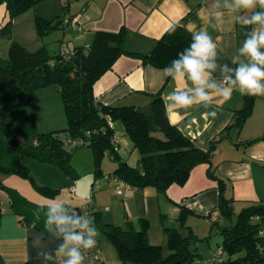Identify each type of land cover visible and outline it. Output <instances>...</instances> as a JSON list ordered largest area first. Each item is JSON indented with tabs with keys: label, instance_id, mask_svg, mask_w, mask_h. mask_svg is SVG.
Instances as JSON below:
<instances>
[{
	"label": "crops",
	"instance_id": "obj_1",
	"mask_svg": "<svg viewBox=\"0 0 264 264\" xmlns=\"http://www.w3.org/2000/svg\"><path fill=\"white\" fill-rule=\"evenodd\" d=\"M66 4L67 16L73 23H66L65 29L70 31L72 39L76 41L73 47L87 46L96 30L115 32L122 28L126 48L132 52L147 53L162 33L172 23L178 22L192 33L207 32L216 44L214 63L217 69H222L224 65L235 69L239 63L250 62L239 53V49L246 39V32L259 31L260 25H246L244 20L250 18L253 12L264 11L259 5L249 10L238 9L235 0H69ZM49 12L46 10L34 15L51 19ZM17 18L12 19L13 29ZM9 20L5 3H1L0 29ZM16 40L30 48L44 45L39 38L33 44L18 38ZM164 68L122 54L93 84V94L103 104L145 107L152 95L159 93L171 124L199 149L207 150L214 144L211 166L225 181L226 194L233 197V209L236 205L240 209L249 203L264 200V139L261 138L264 137V95H256L251 113L237 127L231 124L236 111L244 104L245 95L233 90L230 97L225 98L210 90L211 103L205 105L195 100L191 106L181 107L169 93L176 91L194 95L192 89L195 86L187 75L173 79L162 71ZM206 71L210 73L208 83L231 87L225 84L223 76L215 75L208 69ZM39 90L58 92L54 85ZM250 140L253 141L247 143ZM118 152L124 159L121 142ZM132 153L137 154L134 149ZM87 154L93 162L92 152L90 155L87 151ZM135 157L134 163L138 155ZM14 161L8 165L21 164L28 170L32 180L15 172L0 174V264L64 262L66 257L56 252L63 243V237L56 235L55 225L45 226L48 206L67 204L79 207L87 204L91 209L90 220L101 232L100 221L119 225L124 230L129 227V223L138 229L139 219L146 218L150 223V216L154 215L161 234L158 235V229L153 232L150 223L147 239L151 244L150 238L155 236L161 243L166 241L163 227L179 229L176 223L181 207L191 212L186 219L192 218L188 226L195 235L201 233L202 226L208 225V219L219 224L225 223L217 208V182L206 173L208 163L194 166L183 185L171 184L164 193H160L149 186L126 185L112 176L115 165L112 169L107 166L102 168V178L111 179V183H105L95 178L93 163L89 165L87 177L83 179L77 164L72 161V174L25 154H15ZM127 161L134 164L129 159ZM11 194L19 198L16 209L11 205ZM168 221L174 226H168ZM96 239L102 264H133L121 261L117 253L108 247L105 238L98 236ZM45 254H52L54 258L46 260Z\"/></svg>",
	"mask_w": 264,
	"mask_h": 264
},
{
	"label": "trees",
	"instance_id": "obj_2",
	"mask_svg": "<svg viewBox=\"0 0 264 264\" xmlns=\"http://www.w3.org/2000/svg\"><path fill=\"white\" fill-rule=\"evenodd\" d=\"M36 1L0 0V4L5 3L10 16L9 22L0 29V35H8L12 19L29 10ZM67 18L70 19L67 13H63L53 24L52 18L35 15L33 22L37 33L42 35L54 26H66L70 22L66 21ZM248 35L247 31L246 38ZM192 36L191 31L174 22L149 52L140 53L126 48L124 29L115 32L96 30L87 46H75L69 49L67 55L61 53V46L58 51L51 53L45 45L30 48L11 38L6 56H0V133L5 137L3 141L8 143L7 147L15 148L17 155H28L54 165L67 174L73 173L69 148L79 144L88 146L92 152L96 179L103 175L100 161L107 157L115 162L112 176L131 187L149 186L160 193H164L171 184L183 185L194 166L208 163L206 173L217 182V208L225 223L211 222V229L217 226L222 235L221 248L210 261L204 262L264 264V229L261 228L264 224V200L249 203L237 212L233 209V197L226 194L225 181L211 166L214 144L207 150L199 149L171 124L159 93L152 95L145 107L103 104L93 94V84L120 55L139 58L154 67H166L178 58V53H183L190 46ZM48 85L57 87L67 123L59 130L37 132L34 119L21 115L20 110L24 105H34L37 101L36 91ZM255 97L244 96V104L236 111L231 125L240 127L243 124L252 111ZM117 121L121 123L124 134L138 155L134 164L123 159L118 152L121 137L114 128ZM60 132H63V136ZM68 139L74 142L66 143ZM11 172L32 180L28 170L21 164L9 166L0 163V174ZM19 202V198L11 194L12 207L16 209ZM59 206L66 209L68 215H79L77 209L80 206ZM189 213L188 209L181 207L177 217L180 226L186 228V233H181L176 227H163L168 248L166 254L162 253L159 244L148 242L149 222L146 218L139 219L138 229L128 225L124 230L119 225L101 221L99 227L123 262L192 264L196 253L190 245L199 238L185 224ZM223 252L227 258L220 260Z\"/></svg>",
	"mask_w": 264,
	"mask_h": 264
},
{
	"label": "clouds",
	"instance_id": "obj_3",
	"mask_svg": "<svg viewBox=\"0 0 264 264\" xmlns=\"http://www.w3.org/2000/svg\"><path fill=\"white\" fill-rule=\"evenodd\" d=\"M238 9H254L257 5L264 8V0H235ZM246 25H260V30H253L244 40L239 49L242 56L249 59V63H239L235 69H229L227 65L222 67L223 86L213 82L208 83L210 73L206 70L215 68L214 58L216 56V44L206 31L194 32L192 43L178 53V58L162 71L168 73L175 79L177 76L187 75L195 86L192 91L194 95L187 92L173 91L169 95L174 97V102L181 107H189L195 100L205 105L211 103V91H216L225 98H229L233 90H238L242 95H264V11L253 12L250 18L245 19ZM173 31L175 29L173 28ZM236 63V61H233ZM231 72V75L226 73ZM215 115V113H212ZM54 200V199H53ZM46 228L55 225V233L63 237V243L59 245L56 252L63 254L66 259L63 264H84V255L81 249L90 251L96 246L99 232L94 222L85 216L68 215L62 206H48ZM51 230V229H49ZM52 254H45L46 260L53 259Z\"/></svg>",
	"mask_w": 264,
	"mask_h": 264
},
{
	"label": "rangeland",
	"instance_id": "obj_4",
	"mask_svg": "<svg viewBox=\"0 0 264 264\" xmlns=\"http://www.w3.org/2000/svg\"><path fill=\"white\" fill-rule=\"evenodd\" d=\"M64 5L65 4L63 0L36 1L29 10L24 12L23 15L20 14L18 16L17 18L18 21L14 22L15 28L13 29L11 26V31H9L8 35L0 36V56L2 57L6 56L7 47L11 38L12 39L18 38L19 40L28 44H33L32 42H34L39 38L40 41L43 42V44L47 47V49L51 53L58 51L59 45L63 47L68 46L69 48L72 49L76 41L72 39V35H70V31L65 29V26L64 27L54 26L50 29V31L42 35H39L34 27V22L32 18L35 16L34 13L37 14L38 12H44L46 10H49L50 12L48 14L49 17L52 18V22H53L57 18H61L63 13L66 14L68 12V7L65 9ZM36 96H37V101L34 105H24L20 110L21 115L31 116L34 119L36 131L48 132V131H52L53 129L59 130L63 126H66L67 118L64 112V107L60 94L57 91L41 92V90L38 89L36 91ZM114 128L117 134L121 137L120 142L123 149L124 159L126 160L129 159L132 163H134L135 162L134 159L136 158L135 156L137 154L136 155L134 153L131 154L133 148L130 140L123 132L121 123L118 121L115 122ZM60 135L63 136V132H60ZM3 138L5 137L0 133V163L4 165L6 164L8 165L15 162L14 161L15 153L17 156L18 152L13 147H7L8 143L7 142L5 143L3 141ZM77 142L79 141L77 140ZM69 149H70V163L72 161L73 163L77 164L78 171L79 173L82 174L81 177L85 179L87 177L86 175H87L88 167L93 163L91 157L88 156L87 154L88 151L91 155V149L88 146H84L80 144L74 147H70ZM71 154L73 155L71 156ZM114 163H115L114 161L110 160L107 157H103L100 161V165L102 166V168L107 166L108 168L112 169V166L115 165ZM102 176L99 177L98 179H102L101 181L105 183H109V182L111 183V179L106 180V178H102ZM238 210L239 209L236 205L235 211L237 212ZM198 218L204 219L202 217L201 218L198 217ZM150 219H151L150 223L152 227L151 229L153 232H155L158 229L157 217L151 215ZM190 220H192V218H189V220L185 219V224L188 225ZM208 221H209L207 223L208 225H206V227L202 226L201 233H199V235H196L197 238H199V240L191 243L190 245V248L194 250V253H196L195 260L192 262V264H201L200 262L210 264L204 261L207 260L210 261L213 258L214 254H216L221 248L220 246L222 242V235L219 233V228L217 226H213L212 229L210 230L209 228L211 227V223H210L211 221L209 219ZM150 223L148 228L150 227ZM167 224L168 226H174L172 223H169V221ZM128 225L129 223H127V226ZM94 226L97 228V230L99 229L95 225V223ZM176 226L179 227L181 233L183 234L186 233V228L181 227L179 221L176 223ZM261 228L264 229V224H262ZM157 231H158V235L159 233L161 234L159 229ZM98 232H99L98 236H100L101 238H105L107 241L106 243H108L107 244L108 247H110V249H112V251L116 253L115 249L113 248L109 240H107V237L101 231L98 230ZM150 240L151 242H153L152 244H157V245L159 244L161 246L163 254H166L168 252L167 240L161 243L160 239H158L157 236H155V238L151 237ZM226 258H227V254L223 252L220 260H224Z\"/></svg>",
	"mask_w": 264,
	"mask_h": 264
},
{
	"label": "built area",
	"instance_id": "obj_5",
	"mask_svg": "<svg viewBox=\"0 0 264 264\" xmlns=\"http://www.w3.org/2000/svg\"><path fill=\"white\" fill-rule=\"evenodd\" d=\"M63 1L64 2H68L69 0H63ZM66 21L67 22L68 21H70V22L72 21V23H73V20L69 19V18H67ZM60 50H61V53L65 54V55L70 53L68 47L61 46ZM73 142L74 141L70 140V139H68L66 141V143H73ZM118 192H120V189H118ZM77 212L79 213V215L85 216L88 219H90L91 209H90V207L87 204L80 206L77 209ZM97 245H98V242L96 243V246L93 249H91L90 251H85V250L81 249V251H82V253L84 255V264H102ZM59 264H63V263L60 262ZM204 264H206V263H204Z\"/></svg>",
	"mask_w": 264,
	"mask_h": 264
},
{
	"label": "water",
	"instance_id": "obj_6",
	"mask_svg": "<svg viewBox=\"0 0 264 264\" xmlns=\"http://www.w3.org/2000/svg\"><path fill=\"white\" fill-rule=\"evenodd\" d=\"M230 69H233V68H230ZM211 73L215 74V75H218V76H223L225 75V73H222V69H217V68H209L208 69ZM227 75H231L232 73L229 72V73H226Z\"/></svg>",
	"mask_w": 264,
	"mask_h": 264
}]
</instances>
